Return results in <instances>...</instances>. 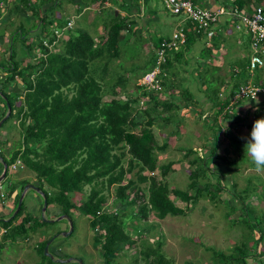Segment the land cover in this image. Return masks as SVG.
Instances as JSON below:
<instances>
[{
  "label": "trees",
  "instance_id": "trees-1",
  "mask_svg": "<svg viewBox=\"0 0 264 264\" xmlns=\"http://www.w3.org/2000/svg\"><path fill=\"white\" fill-rule=\"evenodd\" d=\"M49 1L51 7L58 5V0L40 2L36 0H0V23L3 22L5 27L6 24H9V27L14 25L10 20L6 21L12 12H21L25 22L27 21L26 16L36 19L29 20L31 23L27 21L30 23L28 25L19 22L7 39L9 65L7 69H2L4 76H0V97L3 106L0 119L8 111L7 104H9L10 112L6 120L15 114L19 121L20 138L18 143L7 152V156L0 149V173L3 162L10 166L20 159L23 166L37 176L39 180L37 186L43 190L47 201L46 210L59 207L58 214H52L55 215L54 217L63 213L69 214L73 209H79L84 213L89 219L93 232L98 229L94 234L93 243L99 245L101 249L103 264H117L116 260L121 252H128L138 242H140L138 255L137 253L130 254L131 258L128 260V264H138V258L147 264H152L149 258L155 255H157V264H161L162 260H165V256L160 250L163 239L155 240V245L151 248L152 245L147 240L146 225L131 223L132 220L143 222L152 211L160 219L167 215H186L188 212L186 206L203 197L204 193L211 200L215 198V195L210 193L211 186L217 184L214 190L219 193L223 189L221 176L225 173L218 167L209 165L213 156L217 161L222 159L221 156L214 154L212 157H208L207 153L205 155L197 153L194 157L188 158L191 168L189 176L191 181L193 180L190 183L192 191L189 188L181 190L171 187L166 181V177L176 164L173 160L158 163V153H165L169 143L165 140L158 144L154 128L156 127L157 130L162 127L158 122L162 121L164 124H168L172 121L171 114L181 107H190L193 104L202 105L203 98L208 103L206 110H214L216 118L221 113L228 117L230 114L225 111L232 105L231 101L239 91V87L245 85L251 75L247 69L248 61L246 62V58L249 59V57L247 55L239 56L238 58L241 59L236 62L231 61L230 65L233 68L228 69V72L232 71L233 73H230V76L228 72L223 73L221 77L214 74L219 67L209 68L210 60L212 57H217L220 53L219 50L225 44L228 49L231 46L222 35L223 25L227 26L229 22L223 20L220 15L216 23L209 26L210 29L211 27L215 29L214 34L206 37V25L199 26L197 21L189 19L177 30L178 32L182 30L186 35L185 41L178 44L177 49L166 46L172 35L170 37L158 36L157 40H154L155 48L151 49L152 55L147 64L148 69L143 71L144 74L153 68L157 63L158 51L163 50L160 67L164 76L161 84L168 92L172 88H177V93L169 92L167 99L160 100L155 92L135 83L142 74L136 76L133 82L135 83L134 90L123 98L126 93L123 90L127 83L126 72L117 74L115 78L113 77L114 70H110L112 75H108L107 60L120 56L122 39L129 42L134 40L133 37H137V32L139 33L140 29L137 22L143 20L138 5L130 6L127 3L128 0H119L128 15H121L119 12L115 15L113 8L111 23L104 26L102 42L101 39L98 42L95 41L89 32L80 30L77 34L65 38L63 40L64 47L61 51H57L54 46L57 45V41L60 42L62 37L58 33L62 31L63 23L57 17L58 13L52 12L48 16L47 9H42V6ZM13 2L16 4L11 7ZM194 3L198 4L200 8L211 9L210 3H206V6H201L198 0H194ZM215 3L219 4L218 0H215ZM224 3L225 1L222 4ZM245 4L246 0H234L232 6H225L243 11ZM260 5L249 4L248 10ZM262 5L264 7V4ZM133 8L136 9V12L130 16L129 11ZM28 10L31 14L23 13ZM232 24H234V30L240 32L235 27V22ZM49 26H52V34L48 30ZM225 30L226 27L223 32ZM32 31L35 32V38L27 41L29 37L24 33L32 34ZM123 31H126L125 35H123ZM1 36L3 39V32ZM16 41L21 42L27 50V53L22 54V59H30L26 63L24 62L25 64L15 60L17 57L14 48ZM245 42L247 43V41ZM246 43L244 46L241 45L244 50L248 48ZM197 44L201 45L198 56L203 60V63L196 61L200 64L190 66V53ZM33 58L36 61H33ZM194 58L196 57L194 56ZM102 59L106 60L102 61ZM207 60L209 61L207 62ZM177 63L190 75L184 78L177 77L175 71ZM238 66L242 69L246 66L247 78H239L240 69ZM259 71L254 70L255 76H252L254 81H257ZM168 73L173 74L177 81L170 80L167 76ZM227 74L231 82L229 86H225ZM191 80L196 83L193 87L197 94L192 86L187 85V82L189 83ZM254 81L252 82L255 83ZM15 84H19L23 90L12 89L17 87L13 86ZM175 96H178L177 99ZM141 97L145 98L142 102L144 108L139 106L142 101ZM178 99L181 103L176 101ZM243 99H238L233 105L238 106L239 101ZM206 110L204 111L206 112ZM240 118V122L243 121L244 117ZM257 119L259 117L255 115L253 122ZM167 124L165 125L167 126ZM227 129L229 128L224 130L225 134ZM221 130L222 128H220ZM172 133L169 132L168 135ZM233 139L236 140V136ZM2 143L4 142L0 141V144ZM193 153L195 150L192 148L184 149L185 158ZM222 161L224 162L223 159ZM157 170L159 177L156 176ZM208 170L218 171V181L215 182L212 177L210 179L211 175L207 174ZM146 171L148 174L145 173ZM7 175L8 173H6V177ZM19 181L20 190L15 195L10 215L16 208L24 185L29 182L27 179ZM98 181L101 184L105 182L108 187L114 186V200L120 204L119 209L115 206L114 209L107 207L106 196L101 189L95 186ZM86 185H91L88 195L79 204L75 203L71 199V193H81ZM9 186L8 197L17 189V184L12 181ZM25 199L13 218L0 219L1 228L4 230L2 233L4 239L12 238L14 240L18 236L26 238L30 232H35L47 224L42 221V217L39 215L42 210V202L38 210L34 206L31 207L34 210H30ZM175 199L185 202L186 205L178 206ZM233 199L231 197V200ZM241 202V206H243L241 209L245 208V213L248 214L246 208L250 204L246 203V198H242ZM231 203L230 210L233 211L235 203L232 201ZM122 207H129L131 211L130 216L127 217L128 221L126 218H122L124 216ZM252 209L257 215L256 208L252 207ZM255 214L252 212V215ZM20 216L21 219L14 224L15 219ZM260 216L264 221V208ZM259 230L260 234L257 236L259 242L252 249L248 248L244 242L237 243L228 252L211 249L212 263L208 264H250L248 258L252 260L255 256L264 254V251L258 249L259 244H264V225ZM51 236L52 234L49 237ZM49 237L43 236L36 247L49 263H53V260L43 254V248ZM188 240L191 241L189 238ZM170 262L168 264H171Z\"/></svg>",
  "mask_w": 264,
  "mask_h": 264
},
{
  "label": "rangeland",
  "instance_id": "rangeland-1",
  "mask_svg": "<svg viewBox=\"0 0 264 264\" xmlns=\"http://www.w3.org/2000/svg\"><path fill=\"white\" fill-rule=\"evenodd\" d=\"M36 1L40 2L41 0ZM224 1V5L232 6L234 0H218V3L222 4ZM105 2L108 4H105ZM118 2L119 0H58V5L54 7H51L50 1L47 2V4L42 6V9H47L48 16H50L52 12L58 13L57 17L63 23L62 31H60L62 37L60 42H56L57 45L54 46V49L61 51L64 47L63 40L68 36L77 34L80 30H85L90 34L93 33V38L98 42L101 39L102 34L97 33V24L108 26L111 23L113 8L117 9L116 7L119 5V9L122 8L124 15H128L127 12L123 10L124 6H121V3ZM127 3L130 6H133L134 4L135 6L138 5L140 11H142V15L153 8L157 13V20L153 16L146 18L143 17V20H141L142 24L139 25L140 29L139 33L137 32V37H133L134 40L129 42L122 39L121 54L118 56L119 58L115 57L111 60H107L108 75H112L110 70H114L113 77L115 78L117 74L126 72L125 76L127 78V83L123 87V90L126 91V93L123 95V98H125L126 94H130L134 90L135 83L140 85V79L135 81V83L133 82L137 75H142L143 71L148 69L147 64L152 55L151 49L154 50L155 48L154 40H157L158 36L170 37L173 32L178 30L183 20L182 15H176L170 12L166 6V0H128ZM198 3H200L201 6H206L205 4L207 2L206 0H198ZM15 4L16 2H13L11 7H14ZM249 4H264V0H246L243 9L248 10ZM210 5L211 4H209V6ZM19 6L21 5L19 4ZM135 12V8L131 9L129 11L130 16ZM23 13L29 14L30 12L28 10ZM22 17L21 12H12L10 18L6 21L10 20L14 23L13 26L9 27V24H6L5 27L3 22L0 23L1 77L4 76V70L2 69H7L9 65V46L7 44V39H9L10 32L12 33L14 31V27H16L19 22H24L28 25L30 23L27 21L36 20L35 17L26 16L27 21L25 22L23 19L24 17ZM68 19L72 20L73 24L71 27L66 26ZM145 25H148V28H146ZM223 26V38L231 46L228 49V46L225 44L223 47L224 54L222 55V59L212 57L210 60L211 65L209 67H219L214 74H217L220 77L223 73H227L228 69L231 70L233 68L228 64L230 61L236 62L238 59H241L238 58L239 56L244 57L248 53L247 50L243 51L244 49H242L241 46V39L238 38L239 32L234 30V25L229 23L227 26ZM225 27L226 30L223 32ZM48 30L51 32L50 34H52V26H49ZM244 31L245 26L241 23L240 33L243 34ZM2 32L4 36L3 39L1 36ZM24 34L29 37L28 39L34 40L33 38H35L34 31H32V34L27 32ZM14 48L15 55L17 56L15 60L26 63L27 61L22 59V54L27 53L24 45L21 42L16 41ZM227 52L228 55H226ZM193 54L194 52L192 51L190 53V59L193 58ZM227 59L229 60L227 61ZM105 60L106 59H102V61ZM120 61L121 63H119ZM208 61L209 60H207V62ZM247 61L248 58H246V62ZM190 63V66L200 64L199 62L195 63L193 60L190 61ZM183 66H185L184 63ZM238 67L240 69L239 78H247L248 74L246 72V66L243 68L244 70L242 67ZM260 70L264 71V66H262ZM175 71L177 77L180 76L181 78H184L190 75L189 72L187 73L183 70L178 63L176 64ZM230 73L233 72L229 71V76ZM228 74L225 79V86L231 84L228 79ZM167 76L173 82L177 81L173 74L168 73ZM207 80H209L208 77ZM262 80H264V77H259L256 82ZM194 84L196 83H194L193 80H191V82L189 81V83L187 82L188 86L193 87ZM13 86H17L12 88L16 91L23 90L19 84ZM193 88L197 94L195 87ZM176 89L177 88H172L169 92L177 93ZM222 94L224 95L223 92ZM163 95L164 94H161L162 98ZM177 97L178 96H175L176 99ZM140 99L143 100L145 98L141 97ZM176 101L181 103L179 99ZM202 103V105L193 104L190 107H182L183 109L175 110L171 114L172 121L168 124L165 123L167 126L162 121L158 122L162 125V127L157 128V130L154 128L158 144L163 143L165 140L169 143L165 153H158V163H166L168 160L175 161V168L170 171L166 177V181L171 187H176L181 190L189 188V190L192 191V189H190V183L193 180L191 181L189 176L191 168L188 164V158L194 157L197 153L200 155H205L207 153L208 157L218 154L224 162L222 159L220 161L214 160L215 157L213 156L209 165L216 166L225 173L221 176L223 189L219 193H216L214 189L217 184L211 186L210 193L215 195V198L211 200L206 197V193H204L203 197H200L194 202H190V204L186 206L188 208L186 215H167L165 218L160 219L152 211L149 213L148 218L143 222L132 220L131 223L135 222L141 226L146 225L148 234H145L147 235L149 244L152 245L151 248L155 245V240L160 238L163 239V244L160 250L163 252L165 260H162L161 264H168L170 260H173V262H170L171 264H184L186 260V264L212 263L210 259L211 249L225 250V252H228L239 242H244L248 248L252 249V247L259 242L257 237L258 234H260L259 228H262L264 225V221L262 220L263 217L260 216V213L264 208V172H257L255 170V165L250 156L244 151L245 140L242 139V137H247L249 135L253 125L254 116L256 115L259 118L264 117V95H259L258 101L256 99L250 101V99L244 98L239 101L238 106L235 105V107H231L230 105L228 110L225 111V113L229 112L230 115L228 117H226L224 113H221L216 118L214 110L211 111L212 114H209V111L206 110L208 108V103L204 98L202 99ZM139 106L140 108H144L141 102ZM2 109V99L0 97V113H2ZM204 110H206L208 114L201 116V114L205 112ZM235 114L244 117L243 121L240 122L241 118ZM161 116L163 117V115ZM2 119L3 117L0 121H2ZM230 121L234 125L231 127L229 125V129H227V133L225 134L224 130H226V126ZM220 128H222L221 131ZM169 132L173 133L168 135ZM234 136H236V140L233 139ZM19 138V121L14 114L10 119L0 125V141L4 142L0 144V149L4 151L5 156H7V152L18 143ZM189 148L194 149L195 153L185 158L184 149ZM2 173L3 170L0 175H2ZM145 173L148 174L147 171ZM207 174L211 175L210 179L212 177V179H215V182L218 181V171L208 170ZM156 176L159 177L158 170ZM23 179H27L34 186H37L39 183L37 176L23 166L22 169L9 171L7 177L5 175L1 181V183H3V189L1 188V191L3 190L4 193L7 194L8 188L10 187L9 183L12 181L17 184L16 191H19V180ZM95 186L98 189H101L102 193L106 196L108 207L114 208L115 206V208L119 209L120 204L116 203L114 200V186L108 187L105 182L101 184L100 181L95 183ZM90 188L91 185H86L81 193H71V199L79 204L86 198ZM44 189L47 190L45 187ZM40 191L43 190L40 189ZM33 197H37L39 200H37L38 205H36L38 207L35 208L38 210L41 202H43V196L35 189L28 188L25 197L26 199L24 198L28 207H30L29 204H31V200L34 199ZM171 197L173 198V195ZM231 197L234 199L231 200ZM242 198H246V203L250 204V206L246 208L248 214L245 213V208L244 210L241 209L243 208V206H241ZM9 199L10 197L7 195L5 196L4 202H2V199L0 198V219H7L12 215H10V212L13 209L14 200L11 205V200ZM174 201L178 206L186 205L185 202H182L179 199H175ZM231 201L235 203L233 211L230 210V206L232 205ZM251 206L256 208L257 215ZM56 207L47 209L43 216L45 218L53 219L55 215L52 214H58L59 212V207L58 209ZM31 210H34V208H31ZM252 212L255 215H252ZM130 214L131 211L129 210V207H126L124 208V216H122V218H126L128 221L129 219L127 217H129ZM67 215L73 225V229L69 234H67L69 231V222L64 218L53 223L45 221L47 224L41 226L35 232H30L28 237L25 238L23 236H18L14 240L12 238H3V229L0 225V264H80V261L82 264H103L101 249L97 244L93 243V231L88 217L79 209H73L72 212L70 211ZM20 219L21 216L16 218L14 224ZM56 233L58 236L51 242L48 249L49 253L53 255V258L47 255L43 248V254L53 260V263H49L47 259L40 254V250L36 245L43 239V236H47L48 238L51 234L54 235ZM188 238L191 241H189ZM49 239L47 241H49ZM139 243L140 242L126 253L122 251L116 260L117 264H128V260L131 258V256L129 257L130 254L134 255L137 253L138 255V249L140 248ZM258 249L264 251V244H259ZM156 256L157 255L149 258L152 264H157ZM57 258L70 260L66 263H60L55 260ZM138 259V264H147L142 259ZM247 260L250 264H264V254H259L252 260L251 258H248Z\"/></svg>",
  "mask_w": 264,
  "mask_h": 264
},
{
  "label": "built area",
  "instance_id": "built-area-1",
  "mask_svg": "<svg viewBox=\"0 0 264 264\" xmlns=\"http://www.w3.org/2000/svg\"><path fill=\"white\" fill-rule=\"evenodd\" d=\"M166 6L173 14H183L187 19L197 21L199 23V26L204 27L206 25V37L214 34L215 29L213 27H211L210 29L209 26L215 24L219 16L224 13V10L220 8H200L198 4L194 3V0H166ZM243 13L242 23L245 26L246 31H249L252 34L251 46L253 49V53L249 62V71L251 72L250 74L253 75L255 69H257L259 66H264V7L260 5L247 13ZM185 37L186 35H184L182 30L179 32L176 31L172 34V37L170 41L166 43V46L168 48L174 47L175 49H177L178 44L185 41ZM162 55L163 50H159L157 63L140 79V84L147 89H153L155 91L161 90L159 74L161 73L160 62L163 59ZM252 81L254 80L249 79L247 80V83L245 85H241L239 87V91L234 96L235 100L241 98L252 100L254 99V94L256 93V100L258 101L259 95H264V80L260 82L254 81L255 83H253ZM18 165H20V161H17L11 167L12 169H14ZM1 188L2 187L0 186V198L2 199V202H4L5 193L3 190L1 191Z\"/></svg>",
  "mask_w": 264,
  "mask_h": 264
},
{
  "label": "clouds",
  "instance_id": "clouds-1",
  "mask_svg": "<svg viewBox=\"0 0 264 264\" xmlns=\"http://www.w3.org/2000/svg\"><path fill=\"white\" fill-rule=\"evenodd\" d=\"M35 1V0H34ZM41 1H45V0H41ZM207 1V0H206ZM108 2V1H107ZM107 2H105V4H108ZM261 6H263L262 4H261ZM215 8H220V9H223L224 10V13H222L221 14V17L223 18V20H225V21H228L229 23H234L235 22V27H237L238 28V30L240 31L241 30V23H242V14H244L243 12H249V11H251V10H244L243 9V11H239L238 9H236L235 7H233V8H230V7H226L224 4H221V3H219V4H217L215 7H211V9H215ZM235 11V12H234ZM30 12V11H29ZM234 12V13H233ZM172 13V12H171ZM29 14H31V12L29 13ZM29 14H27V15H29ZM176 15H182L183 16V20H182V22H181V25L183 24V23H185L187 20H189V19H187L186 18V16L185 15H183V14H176ZM30 23H31V21H29ZM69 23H70V25H69ZM72 20H70V19H68V21H67V23H66V26H68V27H71L72 26ZM243 24V23H242ZM234 25V24H233ZM244 26V25H243ZM219 31V30H218ZM239 34L242 36V38H243V40L241 39V43H242V41L244 42V43H246L245 41H247V43L246 44H248L247 45V56L249 57V59H248V64H249V62H250V60H251V56H252V53H253V49H252V46H251V43H252V34H251V32H249V31H246V28H245V31H244V33L243 34H241L240 32H239ZM58 35H61V33H58ZM27 41H31V39H28ZM7 42H8V40H7ZM222 49L223 48H221L220 50H219V52L220 53H218V55H217V57L216 58H220V59H222V55H223V53H224V51H222ZM243 51H245V50H243ZM217 54V53H216ZM32 58V57H31ZM27 60H30L29 58H26V61ZM35 60V58H33V61ZM36 61V60H35ZM199 61V60H198ZM200 62V61H199ZM196 63V62H195ZM262 66H259L258 68H261ZM248 70H249V66H248V68H247ZM256 70H260V69H256ZM250 72V71H249ZM147 73V72H146ZM251 73V72H250ZM145 74V73H144ZM143 74V75H144ZM166 74V73H165ZM142 75V76H143ZM168 75V74H167ZM259 75H262V77H264V71H262V70H260L259 71ZM142 76L139 78V79H141L142 78ZM164 75H163V71L161 70V73L159 74V78H160V84H161V80H162V77H163ZM166 76V75H165ZM138 79V80H139ZM141 85V84H140ZM145 89H147L146 87H144ZM147 90H152L153 92H155L156 93V95L158 96V98L160 99V100H163V99H167V94L169 93L168 91H165L164 90V87H163V85L161 84V90H159V91H155V90H153V89H147ZM161 94H164L163 95V98L161 97ZM256 99V93L254 94V100ZM145 99H143L142 101H141V103L144 101ZM238 101V99L237 100H235L234 98L232 99V105H231V107L233 106V107H235L234 105H233V103L234 102H237ZM180 109H183L182 107L180 108ZM200 109V108H199ZM258 110V109H257ZM211 111L209 110V113H210ZM207 111L204 113H202L201 114V116H204V115H207ZM239 113H240V111H239ZM241 114V113H240ZM247 115V114H246ZM247 117H248V115H247ZM232 122L230 121V123H228L227 124V126H226V128H229V125L231 124ZM233 124V123H232ZM238 126V125H237ZM230 127H231V125H230ZM156 128V127H155ZM242 139H244L245 140V144H244V151H245V153L248 155V156H250V158H251V160H252V162L254 163V165H255V170L257 171V172H264V117H262V118H259V119H257V120H255L254 122H253V125H252V128H251V131H250V133H249V135L247 136V137H242ZM17 161H20V165H18L16 168H14V169H12V165L13 164H15ZM16 162L15 163H13V164H11L10 166H8V169H7V172L6 173H9V171H14V170H17V169H19L20 167H23V163L21 162V160L20 159H17L16 160ZM2 165H3V163H2ZM28 183H30V181L28 182ZM27 183V184H28ZM31 184V183H30ZM0 186L2 187L3 186V183H0ZM37 187V186H36ZM24 188V187H23ZM27 192H28V190H27ZM27 192H26V194H27ZM16 193H17V191L15 190L13 193H12V201L14 200V198H15V196L14 195H16ZM26 194H25V196H26ZM7 194L5 193V196H6ZM45 195V194H44ZM14 196V197H13ZM24 196V197H25ZM11 197V196H10ZM37 200H38V198L37 197H35ZM35 198L33 199V200H31V204H29L30 205V210H31V207H32V203H33V205L35 204ZM24 200V199H23ZM39 201V200H38ZM37 201V202H38ZM36 202V203H37ZM42 204H43V202H42ZM11 205H12V202H11ZM36 205H38V203L36 204ZM36 207H38V206H35V208ZM108 207V206H107ZM47 208V207H46ZM108 208H110V207H108ZM16 209V208H15ZM112 209H114V208H112ZM46 211V210H45ZM45 213V212H44ZM64 214V213H63ZM39 215H41V213H39ZM60 215H62V214H60ZM60 215H58V216H60ZM58 216H56V217H53V219H55V218H57ZM42 217V216H41ZM49 219V218H48ZM65 219V218H64ZM55 222V221H54ZM53 223V222H52ZM73 226V225H72ZM3 229V228H2ZM98 229H95L94 231L96 232ZM93 231V230H92ZM3 232H4V230H3ZM95 232H93V237H94V234H95ZM53 235V234H52ZM51 244V243H50ZM99 246V245H98ZM82 263V262H81Z\"/></svg>",
  "mask_w": 264,
  "mask_h": 264
},
{
  "label": "water",
  "instance_id": "water-1",
  "mask_svg": "<svg viewBox=\"0 0 264 264\" xmlns=\"http://www.w3.org/2000/svg\"><path fill=\"white\" fill-rule=\"evenodd\" d=\"M115 15H117V12H115ZM7 105H8V111H7L6 114L3 116L2 121H0V125L6 120V118H7L8 115H9V112H10V111H9L10 106H9V104H7ZM7 169H8L7 164H6L5 162H3V169H2V170H3V173H2V175H0V183H1V181L3 180V178L5 177L6 172H7ZM28 188H33V189H35L36 191L40 192V193L42 194V196H43V204H42V210H41L42 220H44V221H48V222L52 223V222H54V221H59V220H61V219H63V218L67 219L68 222H69V231L67 232V234H69V233L72 231V229H73L72 222H71L69 216H68L67 214H62V215L58 216V217L55 218V219H48V218H45V217L43 216V214H44V212H45V210H46V207H47V201H46V198H45L44 192H43V191H40V189H39L38 187H36V186H34L33 184H30V183L24 185V188H23V190H22V192H21V194H20V196H19V199H18V202H17V205H16V209L14 210L13 214H12L9 218H13V217L16 215V213L19 211V208H20V206H21V204H22V201H23V199H24V196H25V194H26ZM9 218H7V219H9ZM7 219H3V220H7ZM57 236H58L57 233L54 234V235H52V236L50 237L49 241H47L46 245L44 246V251H45V253H46L47 255H49L51 258H53V255H52L51 253H49V251H48V249H49V245H50V243H51L55 238H57ZM44 255H45V254H44ZM55 260H56L57 262H60V263H66V262L69 261V259H61V258H57V259H55ZM80 264H82L81 261H80Z\"/></svg>",
  "mask_w": 264,
  "mask_h": 264
},
{
  "label": "crops",
  "instance_id": "crops-1",
  "mask_svg": "<svg viewBox=\"0 0 264 264\" xmlns=\"http://www.w3.org/2000/svg\"><path fill=\"white\" fill-rule=\"evenodd\" d=\"M207 2V1H206ZM119 3V2H118ZM117 3V4H118ZM207 3H210L211 4V7L213 8V7H215L216 5H217V3H215V0H209ZM113 4H115V3H113ZM117 9H115V12H117L118 13V11H119V13L121 14V15H124V13L122 12V10H120L119 9V5L116 7ZM152 8V7H151ZM140 14H142V11H141V13ZM151 16H153V17H155V19L157 20V13L155 12V10L152 8L150 11H147L145 14H143L142 15V19H143V17H151ZM142 24V21H139L138 20V22H137V25H141ZM146 26V25H145ZM147 27V26H146ZM96 30H97V33L98 34H102L103 33V30H104V24H97V28H96ZM123 33V35H125L126 34V31H123L122 32ZM91 35L93 36V33H91ZM238 38L239 39H242V36L240 35V34H238ZM96 39H97V37H96ZM241 45H243L244 46V42L242 41V43H241ZM200 47H201V45H196V47L192 50L193 52H194V54H193V58H191V61L193 60V61H200L201 63H203V60L202 59H199V56H198V54H199V49H200ZM226 53V52H225ZM224 54V53H223ZM226 55H228V52H227V54ZM194 56L196 57V58H194ZM229 59H227V61H228ZM226 61V62H227ZM225 62V63H226ZM231 63V61L228 63V64H230ZM252 76H255L254 74L253 75H250V77H249V79H252ZM259 77H262V75H259L258 76V78ZM257 78V77H256ZM248 79V80H249ZM253 80V79H252ZM257 107H258V105H257ZM15 196V195H14ZM13 196V197H14ZM33 198H35V197H33ZM9 200H11L10 201V204H11V202H13L12 201V194H11V197H10V199ZM35 204L34 205H32V206H36V204L38 203L37 202V199L35 198ZM37 202V203H36ZM40 240V239H39Z\"/></svg>",
  "mask_w": 264,
  "mask_h": 264
},
{
  "label": "flooded vegetation",
  "instance_id": "flooded-vegetation-1",
  "mask_svg": "<svg viewBox=\"0 0 264 264\" xmlns=\"http://www.w3.org/2000/svg\"><path fill=\"white\" fill-rule=\"evenodd\" d=\"M70 260V259H69Z\"/></svg>",
  "mask_w": 264,
  "mask_h": 264
}]
</instances>
